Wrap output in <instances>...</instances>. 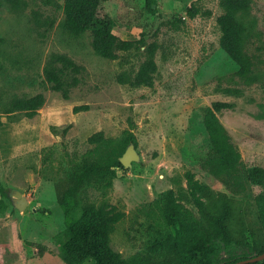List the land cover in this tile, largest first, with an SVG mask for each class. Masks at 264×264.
Here are the masks:
<instances>
[{
    "label": "rangeland",
    "instance_id": "1",
    "mask_svg": "<svg viewBox=\"0 0 264 264\" xmlns=\"http://www.w3.org/2000/svg\"><path fill=\"white\" fill-rule=\"evenodd\" d=\"M23 1L19 11L0 7V40L12 55L34 60L21 70L6 64L11 84L4 98L43 93L45 103L33 118L0 114V264H66L55 184L72 177L87 153L96 160L120 159L132 144L119 147L125 131L134 135L139 159L113 168L106 195L99 183L80 194L82 203H106L124 213L110 238L111 248L124 258L147 251L167 232L161 207L168 192L198 216L187 172L218 187L200 168L212 155L203 125L205 107L230 104L217 112L220 122L243 165L264 168V0H251L255 23L247 51L260 79L250 85L241 81L237 66L220 47L221 0H158L156 14L147 12L145 0H106L99 22L108 19L122 40L142 41L129 51H118L113 60L95 54L91 30L75 38L62 28L64 0ZM191 4L199 10L194 18L187 15ZM151 44L156 45L157 64L153 86L120 82L119 77L134 79ZM52 54L66 55L81 68L68 99L41 84ZM66 74L71 77V72ZM81 105L89 109L75 113ZM100 131L116 143L90 144L88 138ZM13 190L29 200L26 211L12 205ZM257 196L264 197V185L252 186L242 199L250 222L260 225L264 204Z\"/></svg>",
    "mask_w": 264,
    "mask_h": 264
},
{
    "label": "trees",
    "instance_id": "2",
    "mask_svg": "<svg viewBox=\"0 0 264 264\" xmlns=\"http://www.w3.org/2000/svg\"><path fill=\"white\" fill-rule=\"evenodd\" d=\"M105 1L64 0L61 24L75 38L91 30L95 54L113 60L117 58L118 51H129L142 41L122 40L113 33L108 19L99 22V11ZM251 3V0H221L223 13L217 18L220 47L237 66L238 77L248 85L260 79L254 57L247 51L255 23L250 17ZM24 4L23 0H0V7L6 5L12 11L22 10ZM157 6L158 0H145V9L150 14L157 13ZM198 12L194 4L187 8L189 18H194ZM155 52L156 45H149L147 59L134 79L126 81L119 77L118 80L133 87L153 86L157 71ZM33 60L21 54L12 55L9 46L0 40V82L3 84L0 89V114L23 113L27 118H33L44 105L43 93L23 97L14 95L7 101L4 98L11 84L6 64L21 70ZM80 69L70 57L52 54L44 67L45 78L41 84L47 83L52 91L60 92L64 99H68L71 89L79 83L77 75ZM67 72H71L70 78ZM226 108H230V104L217 102L203 109V125L212 155L202 160L200 168L213 178L218 187L200 182L194 174L187 172L189 195L198 216L179 202L172 191L168 192L161 207L167 232L147 251L129 258L122 257L110 246L111 235L124 213L106 203H82L80 198L84 188L97 183L102 185V193L106 195L112 187L113 168L123 166L117 158L96 160L92 152L85 154L72 177L55 184L56 200L65 226L66 238L61 244L66 264H84L88 260L94 264H236L264 254V219L260 225L251 223L249 209L242 199L252 186L264 185V168L243 165L240 152L217 116V112ZM88 109L87 105H81L75 107L74 112ZM124 135L119 145L121 149L129 143L136 145L131 132L125 131ZM88 142L96 147H109L116 140L104 137L100 131L90 136ZM256 199L264 204V197L257 196ZM222 254L226 256L222 257ZM246 264H264V258Z\"/></svg>",
    "mask_w": 264,
    "mask_h": 264
},
{
    "label": "water",
    "instance_id": "3",
    "mask_svg": "<svg viewBox=\"0 0 264 264\" xmlns=\"http://www.w3.org/2000/svg\"><path fill=\"white\" fill-rule=\"evenodd\" d=\"M139 159V155L137 151L135 150V147L133 144H131L127 150L124 152L122 157L120 158V162L123 167H128L131 165L133 161H137ZM12 205L18 209L19 211H26L29 207V200L25 195H23L20 191L18 190H13L11 193L10 197ZM264 258V254L254 256L248 259L241 260L237 262L236 264H246V263H251L258 261L260 259Z\"/></svg>",
    "mask_w": 264,
    "mask_h": 264
}]
</instances>
